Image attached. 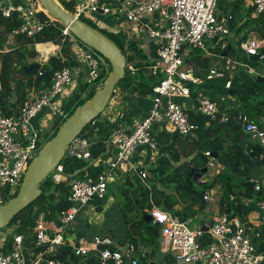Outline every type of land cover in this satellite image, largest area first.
I'll return each mask as SVG.
<instances>
[{
  "label": "built area",
  "instance_id": "obj_1",
  "mask_svg": "<svg viewBox=\"0 0 264 264\" xmlns=\"http://www.w3.org/2000/svg\"><path fill=\"white\" fill-rule=\"evenodd\" d=\"M15 1L0 8L3 18L15 17L18 22L17 28L11 33L14 37L33 38L46 25L56 21L42 9L39 0ZM58 1L74 4L75 13L71 15L78 19L81 16L111 18L114 22L111 25L113 33H123L135 43L145 40L154 50L155 58L149 71L157 79V83L152 88L148 114L132 118L127 128L112 129L108 144L113 153L107 171L85 176H78L75 172L66 176L60 163L49 175L48 180L52 186L64 185L66 188L69 206L53 219L41 217L35 221L32 229L34 245H45L44 250L40 248L33 252V257L28 258L24 254L23 237L13 233L9 251L0 252V264H62L55 257L59 248L65 245L66 230L83 207L106 197L113 171L130 172L146 190H150L146 183L149 173L136 167L132 158L139 146H147L152 151L157 149L153 133L155 126L166 123L181 137L192 136L197 125L191 122V113L226 124L229 121L227 114L221 112L209 97L202 95V90L198 93L199 88L209 81L228 78L224 84V88L228 90L233 73L237 70H244L251 76L256 75L255 69L244 61L219 55L229 45L226 40L230 36V29L227 18L218 12V4L220 1L232 4L238 0ZM249 8L253 14H264V0H249ZM41 12L46 20L41 18ZM61 26V44L69 43L68 50L75 65L54 71L46 88L30 91L17 116H6L0 110V202L5 189L9 196L19 189L29 163L44 144L43 141L40 142L43 136L39 130L32 128L31 121L42 114L65 120L67 113L62 108L63 100L71 96L79 83L96 91L102 87L109 74L103 77L108 67L104 58L78 41L66 26ZM238 47L246 58L258 57L260 61H264V45L257 38L242 40ZM194 50L206 56L220 58L222 64L210 68L203 77H198L195 75V68L185 63L186 57ZM59 57L61 62L67 60L62 55ZM126 68L130 72L134 71L131 64L126 65ZM191 87L197 88L198 96L194 106L189 109L178 100H190ZM116 92L115 88L113 95ZM238 121L242 133L253 141V146L258 151L256 159L262 160L264 125L245 114H240ZM91 124L93 126L95 122L92 121ZM91 145V140L76 137L66 147L64 159L91 161ZM203 155L208 159L207 169L214 172L213 176H219L221 167L214 162L211 153L205 152ZM263 187L264 180L253 182L254 193H261ZM203 201L212 205L214 196L204 194ZM255 205L264 213L263 197L255 200ZM230 213L229 210L227 215L215 216L204 228L192 230L189 228L190 220H182L172 212L154 205L147 211L151 225H157L160 248L168 249L175 264H264V253H256L246 223L237 216H230ZM113 246V240L107 237H95L91 249L71 245L75 255L85 256L90 251L97 252L99 264H138L135 258H126ZM133 249L132 246L128 247L129 252H133Z\"/></svg>",
  "mask_w": 264,
  "mask_h": 264
},
{
  "label": "trees",
  "instance_id": "obj_2",
  "mask_svg": "<svg viewBox=\"0 0 264 264\" xmlns=\"http://www.w3.org/2000/svg\"><path fill=\"white\" fill-rule=\"evenodd\" d=\"M61 7L68 13H75L74 4L60 2ZM220 6V2L218 4ZM232 7V10L229 9ZM224 15L227 18L228 26L230 30H234L237 24L242 22V26L237 29V34L242 33V38L247 39L250 31H256L260 34L264 40V29L255 24L251 19L248 18L249 12H246L243 8L242 0H238L232 3L230 6H226L224 9ZM247 14V16L243 15ZM40 16L43 20L46 17L41 12ZM261 20H264V14L259 15ZM79 20L83 21L90 27L98 30L100 33L105 35L110 41H112L121 51L126 59V65L131 64L134 68L133 72H130L125 68L124 77L119 81L116 89L128 94H134L141 97H147L152 95V88L157 83V79L153 77L149 71V67L153 64L155 54L154 50L149 46L148 53H144L136 44L126 38L123 33H106L105 30H99L93 22L90 20L79 17ZM18 22L15 17L5 19L0 14V43L4 37L11 35V33L17 28ZM63 39L62 26L59 22H54L53 24L46 25L42 31L34 36L33 38H25L24 36L14 37L16 48L9 50L4 54H0V110L6 116H17L19 108L25 99L26 95L32 90H40L49 86L50 81L38 80L39 74L36 71L32 73H27L26 68L33 64L34 59L37 57L35 50V45L43 43H52L54 45L60 46V55L67 58L65 62H61L59 56H50L47 63L42 66V68L51 76L54 71L60 70L63 67H72L75 65L74 60L71 58L70 52L68 50V42L65 45L61 44ZM199 51L194 50L185 59L186 64H191L195 66V75L198 77H203L204 74L210 69L209 58H204L202 55L198 54ZM223 52H219L221 55ZM228 57L238 59V55L234 50L229 51ZM105 63L108 65L107 72L103 73V77H106L107 73L110 72V66L108 62L104 59ZM242 61L249 64L250 67L256 68L257 62L252 59H246L242 57ZM197 68L200 71H197ZM228 78L223 80L209 81L203 85L204 89L212 90L218 89L224 90L227 93H231L236 99L241 101L242 106L245 105L248 108H252V102H254L253 107L260 113L264 114V104H262V96L264 95V84H256L254 91L250 92V88L254 83V79L251 78L246 72L239 71L231 79L230 89H225L224 84ZM15 91L17 93V102L14 105L9 104V99L11 97V92ZM192 92L194 93L193 89ZM95 93V89L89 90L88 86L82 84L78 85V88L74 90L70 97L63 100L62 108L67 113V118L82 104L89 100ZM192 93V95H193ZM257 97H260L258 99ZM212 100V99H211ZM213 101V100H212ZM241 106V107H242ZM229 118V121L222 127L214 130V126L219 124L218 122H213L207 117H200L194 114H190V120L192 123L197 125V130L201 131L205 125L209 128L206 129L205 133L207 138H212L213 142L221 144L224 148L214 152L217 155V162L221 164L226 171L229 167L237 164L238 169L241 167L242 171L248 172L251 167V162L248 159V155L255 157V153L248 152V155L244 154L237 144L242 140L243 134L238 121V116L241 113V109L234 107L230 108L225 112ZM248 114V113H247ZM259 115L255 113L254 116ZM250 116V115H249ZM99 117L93 122L95 124L92 126L90 123L84 128L80 137L89 139L92 141L90 148L91 161L99 157L104 151L105 146L103 140L105 139L104 133L106 129L103 127L102 123L99 121ZM252 119V117L250 116ZM66 120V119H65ZM60 118H54L49 131H44L40 142H46L50 140L59 127L65 121ZM96 136V142L92 140ZM187 137H181L176 132L174 136H169L167 134H161L156 137L154 135V142L157 147H160L161 153L164 155L157 160L156 170L151 171V175L158 179L159 184L163 188L172 187L171 190L173 195L166 193L165 189L159 186L152 185L150 187V201L154 206L163 208L164 211H172L176 205H182V209L175 214L179 216L182 220H187L196 216L201 210V192L205 191L207 188H212L216 179L211 182L207 187L206 185L196 186L190 177V172L192 168H201L206 164L205 157L201 154L199 158L203 160L199 163L185 162L179 164L177 168L173 169V163L178 161V154L175 149H173V144H182ZM171 140L172 145L168 146V142ZM169 140V141H167ZM197 143L195 142V145ZM63 166V173L66 176H70L75 172L78 176L85 175L84 169L87 168L89 163L81 160H72L65 158L61 161ZM52 187L51 182L47 179L40 185L41 194L38 198L29 204L24 210H22L18 215H16L6 228L16 227L17 234L25 235L28 237L32 233V229L35 220L39 214H43L44 218L53 219L62 210L66 209L69 204L66 201V188L64 185L56 187V192L50 197H46L44 194L49 191ZM200 188V190L198 189ZM227 190L230 195L234 196L237 201L235 203V208L230 216H237L243 221L249 213V209L246 208L244 202L241 203L239 198L242 199H259L260 193H254L253 184L251 186H238L235 184H230L227 186ZM18 191V190H17ZM9 196L4 191V195L1 196L0 205L5 204L8 200L13 198L16 194ZM140 197L133 198L128 193V189L123 190L122 198L124 199V211L125 216L129 218V213L134 212V217L128 222L129 231L127 238L130 242H133L134 246H137V241H146L145 245L152 246L155 248L157 241L154 237L153 228L151 224H147L142 220V215L138 210L139 203H144L147 198V193L140 188ZM60 201L56 206L53 205L54 202ZM136 201V202H135ZM141 216V217H140ZM4 229H1L0 232ZM144 231L148 235V238L141 237L140 232ZM260 238H264V233L260 230ZM23 237V236H22ZM31 245L28 246L29 250H33V242L35 243L34 236L32 234ZM34 239V240H33ZM11 238H9L3 248V253H6L10 249ZM133 247V246H132ZM44 250V248H42ZM61 250V249H60ZM58 252L55 257L60 260L62 264H65L59 258V255L66 258L69 253V248L65 251ZM168 259V257H166ZM170 264H175L170 258Z\"/></svg>",
  "mask_w": 264,
  "mask_h": 264
},
{
  "label": "crops",
  "instance_id": "obj_3",
  "mask_svg": "<svg viewBox=\"0 0 264 264\" xmlns=\"http://www.w3.org/2000/svg\"><path fill=\"white\" fill-rule=\"evenodd\" d=\"M15 2H16L15 0H0V8L6 6L9 3H15ZM242 4H243L244 10L250 13L248 15V18L251 19L255 24L260 25L264 29V20H261L259 15L252 13V9L249 8V0H242ZM230 5L231 4L220 1V6H218V12L224 15L223 9L226 6H230ZM229 10L231 11L232 7ZM243 15L247 16V14H243ZM95 17L98 19L101 18V16H95ZM104 19L103 21L105 23L103 22V24H104L105 30L106 31L108 30V32H112L111 25H113L114 22L112 21L111 18L106 17ZM241 26H242V22L237 24L234 30H230V36L227 38L226 41L229 42L228 46H230L231 50H234L237 53V55L238 53H240V55H238V59L242 61V57H245V56L239 50V47L236 45L237 42L244 40L242 38V35H243L242 33L237 34V29ZM258 36L261 39H258ZM250 37L257 38L259 41L262 42V45H264V40L262 39V37L260 36L258 32L250 31L247 39ZM135 44L144 53H148L149 46L145 40L136 42ZM13 48H16L14 36L8 35L4 37V39L0 43V54H4ZM35 50L37 53V57L36 59H34L33 63L39 64L41 68L43 65L47 63V60L50 56H59L61 53L60 46L54 45L52 43L37 44L35 45ZM198 54L202 55L204 58L206 57L209 58V61L211 62V65H210L211 67H215L218 65L220 66L222 64V60L220 58L206 56L205 54L201 52H199ZM246 64L249 66L248 63ZM257 67H258V64L256 68H253V67L251 68L255 69V72H256ZM198 70L200 71V69L197 68V71ZM239 71L241 70L235 71L233 73L234 74L233 76H235L236 73H239ZM249 76L253 78L254 80L256 78V75L255 76L249 75ZM191 88L193 89L194 93L192 92L193 95L191 94L192 97L190 100H178L179 103L184 104V106L188 107L189 109H191L194 106L198 93L202 90V95H205L209 97L210 99H212L213 102L218 106L221 112H226L230 108L232 109L234 107H237L241 109V113L247 115L249 118L251 116L252 120L256 121L258 124L264 125V114L260 113L261 111L259 110L257 111L255 109L256 107H253L254 102H252V106H251L252 108H248L245 105L242 106L241 101L236 99V97H234L231 93H227L224 90L219 91L218 89H213L212 91V90L204 89V87L202 86L201 88H199L198 93H196L197 88L195 87H191ZM150 106H151L150 96L141 97V96H137L134 94H128V93L117 90V92L111 98L109 105L107 106L105 112L102 113L101 118L99 119L103 127L106 129V132L104 133L105 139L103 140L105 151L95 160L85 161L89 163L87 168L84 169L85 175H94L98 172L107 171L108 162L111 160L112 153H113L111 147L108 144V138H109V135L112 129L117 128V127L127 128L130 125V121L132 118L146 116L149 112ZM256 112L259 113V115H256L255 117L254 114ZM40 116L41 115H38L36 118H34L31 121V126L34 130H38L39 128L38 122H39ZM208 128L209 126L205 125L201 131H198L192 136L187 137L185 141H183L182 144H179V143L173 144L174 145L173 149H175L178 154V161L173 163V169L177 168L179 164H182L185 162H194V163H199L200 161L202 162L203 160L199 158V155L201 156V154L203 155L205 152H210L213 158L215 155L216 157L214 158V162L217 161V155L214 152H217L224 147L219 143L213 142L212 138L208 139L206 138L207 136L205 137L204 133L206 129ZM153 133L154 135H156V137L161 134H167L169 138L171 136H174L173 128L169 124H166V123H162L158 126H155L153 129ZM243 136L245 135L243 134ZM96 139H97L96 136L92 138V140L95 142H96ZM207 139L209 140L210 145L208 144ZM195 142L197 143L196 145H195ZM202 142L203 144L200 147L199 144ZM169 145H172L171 140L168 142V146ZM202 148H205V149L202 150ZM206 148H209V149H206ZM252 149H253V153H255V157H252V158L257 161L256 156L258 155V151L256 150L255 146H253V141H251L250 138H247V145L245 146L246 153H244L241 149L240 150L244 154L248 155V152L249 154L252 153L250 152ZM163 155L164 153H161L160 147H157L155 151H152L147 146H139L136 149L135 154L133 155L132 163L136 167L140 169H145L149 173V177L146 180V183L149 187H151L152 185H155V186H159L163 188V186L159 184L158 179L153 178L154 176L151 175V171L156 170L157 168L158 158H161ZM205 161L207 164L208 159L205 158ZM206 164L204 167H201L199 169L207 168ZM218 165L221 167V171H224V172H220L219 176H213L214 172L207 169V173L203 174L200 178V184L196 185L194 183L198 187L201 185H206L207 187H209L208 185L211 184V182H213L216 179V183L212 188H207L205 191H203L204 194L213 195L214 202L212 205H209L207 207L205 203V206L203 209H202V203H201V209H200L201 211L196 216L193 217L194 219H197L199 224L193 225L192 230L204 228L206 225L212 222L215 216L225 214L226 209L230 210L231 213L233 212L234 210L233 208H235L236 202L232 201V195H230L227 190V186L232 184L231 175H235L237 177V180H236V178L232 176L233 178H235L236 182H239V184H237L238 186H246L242 184L253 183L259 180L262 182L264 180V165L255 166L251 164V167L248 172L242 171L241 167L239 169L237 167V169L240 172L245 173V175H239V174L233 173L229 171V169L228 171H226V169L221 164L218 163ZM251 175L254 177L251 178L250 177ZM261 176L262 178L259 179ZM111 183H115L117 185L118 191L112 194L110 193L109 196L107 194L103 200H96L84 207L81 213H79V215L76 217L73 223L66 230V233L64 235L65 245L59 248V250L61 249L60 251H65L69 248V253L66 255V258H63L60 255H59V258L62 261H64L65 264H99L98 255L96 254V252L90 251L85 256L75 255L73 251L74 249L71 247V245L74 244L76 246H87L89 249H91V243L95 237H102V238L107 237L113 240L114 242L113 248L115 250L121 252V254L125 256L126 258H135L138 264H170V258L172 260L173 258L171 254L168 252V249L162 250L160 248V238L158 236L157 238L155 237L154 231H153L154 237L157 241V244L154 249H152V246L145 245V243H147L146 241H142L138 243V240H136L137 246L132 245L134 244L133 242L126 241L127 234L129 231L128 222L132 219V217H134V212L129 213L128 215L129 218L125 216L124 214L125 211L123 210L124 204H123L122 192L123 190L128 189V193L129 195H131V197L135 199L136 198L141 199L140 188H142V190L147 193V198L144 203L140 202L139 205L152 204V202L150 201L151 199L150 192L146 190V187L136 177H134L130 172H126L124 170L123 171H113L112 174L110 175L109 185ZM171 188L172 187L170 186L169 188H163V189H165L166 193H170L173 195ZM261 197L264 198V187L260 193L259 199ZM243 200H244L243 202L246 208L249 209V213L245 217V221H243L242 219L241 220L246 223V226L248 228V234L253 244L255 245L256 253H259V254L264 253V238L261 239L259 236L260 230L262 231V233H264V213L258 210V208L256 207L255 205L256 199H243ZM222 205L224 207H222ZM181 209H182V205L179 204V205H176L170 212L175 214L176 212L181 211ZM209 212L210 213L212 212V215H210ZM140 213L142 214V212ZM143 214H147V211H144ZM114 215H115V219L110 221L111 216H114ZM41 217H44V215L39 214L36 220L40 219ZM126 227H127V231L125 230ZM119 228H122L123 232H121L122 234L121 241L120 242L118 241L117 243L114 239V235H117ZM16 232H17L16 227H11L8 230V233L0 232V252H3V248L7 240L11 238L13 233H16ZM22 236H23L24 254L28 258H31L33 257L32 254L36 248L33 242L32 247L34 246L33 247L34 249L32 251L28 249V246L31 245L32 243V241H29V240H32L33 238L32 233L28 237H26L25 235H22ZM142 236L144 238H148V235L145 234L144 231L141 237ZM129 246H133L134 248L133 252H129L128 250ZM166 257H168V259H166Z\"/></svg>",
  "mask_w": 264,
  "mask_h": 264
},
{
  "label": "water",
  "instance_id": "obj_4",
  "mask_svg": "<svg viewBox=\"0 0 264 264\" xmlns=\"http://www.w3.org/2000/svg\"><path fill=\"white\" fill-rule=\"evenodd\" d=\"M39 3L42 9L53 19L58 21L60 25L66 26L78 41L91 48L104 58L110 66V72L102 87L96 90L94 95L89 100L78 107L68 118H66L55 135L42 145L37 155L29 163L22 177L17 194L5 204L0 205V230L7 227L16 215L24 210L29 204L34 202L38 196H40V185L48 179L49 175L64 159V153L69 143L78 137L86 126L105 112L111 98L113 97L114 89L119 81L124 77L126 68V59L124 55L121 53L120 49L105 35L63 10V8L54 0H39ZM258 39L261 38L258 36ZM240 43L241 41L237 42L236 45L239 46ZM230 49V46H228L222 53V56L227 57ZM262 53H264V50ZM250 59L256 61L258 64L255 81L249 89L250 92H253L256 84H264V62L260 61L258 57H251ZM25 70L27 73H32L33 71L39 72L40 75L38 80L50 81L51 79L50 75L37 63L31 64ZM262 98L264 99V95ZM16 102L17 93L12 91L9 104L14 105ZM223 125L225 124H217L213 129L217 130ZM247 138V136H243L242 140L237 144V146L244 153H246L245 146L247 145ZM215 157L216 156L214 155V158ZM247 157L252 165H264V158L256 161L249 155ZM229 171L239 175H245V173L240 172L237 169V164L229 167ZM205 173H207V168H193L191 169L190 177L196 185H199L200 178ZM252 184L253 183H245L242 185L251 186ZM55 192L56 187L52 186L44 195L46 197H50L54 195ZM203 197L204 193L201 192L202 209L205 206ZM59 203L60 201H57L54 202L53 205L56 206ZM222 207L224 206L222 205ZM151 208V204L138 205V210L142 213H144V211L151 210ZM83 209L84 207L81 211ZM228 213L229 210L226 209L225 214L227 215ZM142 220L147 224H151V218L147 214L142 215ZM151 226L155 233V237L157 238V225L153 224ZM43 247H45V245L37 246L34 251Z\"/></svg>",
  "mask_w": 264,
  "mask_h": 264
},
{
  "label": "rangeland",
  "instance_id": "obj_5",
  "mask_svg": "<svg viewBox=\"0 0 264 264\" xmlns=\"http://www.w3.org/2000/svg\"><path fill=\"white\" fill-rule=\"evenodd\" d=\"M57 4H59L60 6H61V3L58 1V0H54ZM224 2V1H223ZM64 10V9H63ZM82 17H84V16H82ZM84 18H86V19H88V20H90L91 22H93V24L99 29V30H105V28H104V24H103V22L105 21V19L104 18H106V17H102L101 16V18H96L95 16H92V18L91 17H84ZM104 19V21H103V19ZM102 22V23H101ZM105 23V22H104ZM106 31V30H105ZM106 33H108V30L106 31ZM238 55H240V53H238ZM211 65V62L209 61V66ZM212 68V67H211ZM77 84H78V82H77ZM70 97V96H69ZM68 98V97H67ZM258 99H260V97H257ZM66 99V98H65ZM64 99V100H65ZM100 118H101V115H100ZM99 118V119H100ZM49 119H51L50 121H49ZM53 119H54V117H52L51 118V115H41L40 117H39V122H38V126H39V128H38V130H39V133H40V135L42 136L43 134H44V131L46 130V131H49V129H50V127H51V123H52V121H53ZM204 135H205V137H206V133H204ZM40 136V137H41ZM207 138V137H206ZM206 138H204V139H206ZM209 139V138H208ZM207 139V140H208ZM251 140V139H250ZM252 141V140H251ZM45 143V142H44ZM203 144V142L202 143H200L199 145H200V147H201V145ZM208 144L210 145V143H209V140H208ZM43 145V144H42ZM203 149H205V148H202V150ZM206 149H209V148H206ZM201 150V151H202ZM203 153V152H202ZM216 163L218 164V162L216 161ZM215 167H217V165H215ZM210 171H211V169H210ZM213 171H215V169L213 168ZM221 172H224V171H221ZM227 174V173H226ZM235 177L236 178V180H237V177L235 176V175H231V183L232 184H235V185H237V184H239V182H236L235 181V178H233V177ZM251 178H253L254 176H250ZM256 177V176H255ZM153 178H155V177H153ZM262 178V176L259 178V179H261ZM199 190H200V188H198ZM116 191H118V188H117V185L115 184V183H111L110 185H109V183H108V187H107V194H108V196H109V194L111 193H114V192H116ZM106 194V195H107ZM239 200L241 201V203L244 201L242 198H239ZM232 201H237V199L234 197V196H232ZM123 204H124V199H123ZM245 205V204H244ZM207 206H209L208 204H206V207ZM204 212V211H203ZM209 214L210 215H212V212L210 213L209 212ZM113 219H115V215L114 216H111V218H110V221H112ZM190 220V222H189V228L190 229H192V227H193V225H198L199 223H198V221H197V219H194V218H190L189 219ZM10 228H6V229H4V230H2L1 232H6V233H8V230H9ZM126 231H127V227H126V229H125ZM121 232H123V230H122V228H119V230H118V233H117V235H114V239H115V241L118 243V241L120 242L121 241ZM140 234L142 235L143 234V230L140 232ZM126 241H129V239L127 238L126 239ZM125 241V242H126Z\"/></svg>",
  "mask_w": 264,
  "mask_h": 264
}]
</instances>
